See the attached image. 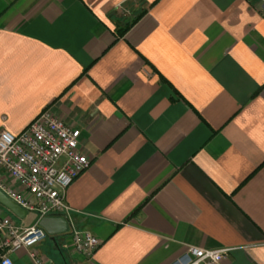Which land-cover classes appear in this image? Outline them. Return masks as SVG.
Segmentation results:
<instances>
[{
	"label": "crops",
	"instance_id": "0c3cea01",
	"mask_svg": "<svg viewBox=\"0 0 264 264\" xmlns=\"http://www.w3.org/2000/svg\"><path fill=\"white\" fill-rule=\"evenodd\" d=\"M46 108L81 131L65 217L101 244L87 257L69 231L13 264H172L193 246L264 264V0H0V131Z\"/></svg>",
	"mask_w": 264,
	"mask_h": 264
},
{
	"label": "built area",
	"instance_id": "2783aa9c",
	"mask_svg": "<svg viewBox=\"0 0 264 264\" xmlns=\"http://www.w3.org/2000/svg\"><path fill=\"white\" fill-rule=\"evenodd\" d=\"M79 128L68 124L50 108L19 134L0 131V189L28 211L42 216L66 215L70 206L65 201L67 188L90 165L80 147ZM9 175L18 186L8 182ZM71 224V223H70ZM77 252L92 257L101 244L93 232L70 226ZM48 236L39 224L19 226L0 211L1 264H13L11 254L30 248ZM224 249L190 247L172 264H222ZM36 264H53L34 250Z\"/></svg>",
	"mask_w": 264,
	"mask_h": 264
},
{
	"label": "water",
	"instance_id": "95a60500",
	"mask_svg": "<svg viewBox=\"0 0 264 264\" xmlns=\"http://www.w3.org/2000/svg\"><path fill=\"white\" fill-rule=\"evenodd\" d=\"M0 204L8 208L13 214L19 218H24L28 214V210L23 208L5 192L0 189ZM39 225L42 226L48 236L53 240L60 234L69 232L70 222L64 215H45L41 218Z\"/></svg>",
	"mask_w": 264,
	"mask_h": 264
},
{
	"label": "trees",
	"instance_id": "16d2710c",
	"mask_svg": "<svg viewBox=\"0 0 264 264\" xmlns=\"http://www.w3.org/2000/svg\"><path fill=\"white\" fill-rule=\"evenodd\" d=\"M120 33L123 34L124 33V30L120 29Z\"/></svg>",
	"mask_w": 264,
	"mask_h": 264
}]
</instances>
